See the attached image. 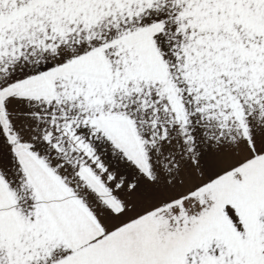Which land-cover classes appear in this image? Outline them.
Here are the masks:
<instances>
[{
	"label": "snow or ice",
	"instance_id": "obj_1",
	"mask_svg": "<svg viewBox=\"0 0 264 264\" xmlns=\"http://www.w3.org/2000/svg\"><path fill=\"white\" fill-rule=\"evenodd\" d=\"M0 264H264V0H0Z\"/></svg>",
	"mask_w": 264,
	"mask_h": 264
}]
</instances>
